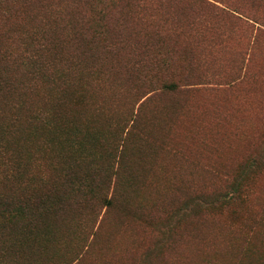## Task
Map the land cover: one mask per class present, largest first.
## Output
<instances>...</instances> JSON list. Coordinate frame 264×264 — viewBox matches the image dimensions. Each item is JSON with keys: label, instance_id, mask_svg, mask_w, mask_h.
Masks as SVG:
<instances>
[{"label": "rangeland", "instance_id": "obj_1", "mask_svg": "<svg viewBox=\"0 0 264 264\" xmlns=\"http://www.w3.org/2000/svg\"><path fill=\"white\" fill-rule=\"evenodd\" d=\"M207 1L225 8L227 14L217 18L192 4L181 9L178 0L172 8L147 3L135 17L140 20L133 15L126 18L123 43L106 51L104 41L112 40L119 27L120 16L112 8L104 7L111 19L109 36L96 42L87 32L95 29L93 0H0V68L6 52L16 56L20 43L33 39L54 45L45 61L85 60L83 70H74L73 75L82 77L80 83L74 82L80 97L74 95L69 108L63 109L65 118L79 125L91 123L100 107L107 116L135 117L149 97L139 102L138 90L158 87L159 78L178 85L173 94L158 92L139 112L142 128H148L156 143L145 170L149 178L143 189L145 208L123 215L119 204L107 208L100 203L92 185L96 170H106L100 154L83 159L91 163L83 175L92 176L87 179L89 200L84 203L70 193L67 170L58 171L56 159L51 155L46 159L41 151L31 153L25 179L7 182L16 192L31 179L30 194L35 189L49 202H55L56 195L70 198L71 206L53 218L58 231L40 250L38 264H234L238 258L240 264H264V0ZM156 33L161 56L169 58L171 69L136 71L139 54L146 46H156ZM70 64L61 68L70 70ZM149 74L158 79L153 82ZM137 76L142 79L139 84ZM36 96L30 100L42 106L43 100ZM164 106L174 110L173 118L159 114ZM106 115L96 123L105 139L104 148L97 146L101 154L112 141L114 120ZM245 167L252 168L244 174ZM240 173L245 188L242 202L229 211L204 210L181 221L165 237L161 234L158 224L191 190L210 193ZM111 178L109 197L119 181L114 173L108 181ZM73 253L78 256L74 263L69 260Z\"/></svg>", "mask_w": 264, "mask_h": 264}, {"label": "trees", "instance_id": "obj_2", "mask_svg": "<svg viewBox=\"0 0 264 264\" xmlns=\"http://www.w3.org/2000/svg\"><path fill=\"white\" fill-rule=\"evenodd\" d=\"M178 1L181 4L180 8L191 4L199 5L213 12L218 16L217 18L227 14L225 8L221 10L207 0ZM4 2L6 1H2L1 4ZM155 2L158 5L165 4L166 8L174 6V0H93L95 10L92 22L95 29H89L87 32L96 42H103L99 40V37L104 36L106 39V36H109L108 27L111 25L109 10L104 7L112 8L120 16L117 19L119 27L117 26V34L112 40L104 41L106 44L103 45V49L109 51L111 48H116L119 41L121 44L124 41L121 29L124 27L126 18L131 15L134 18L137 17L147 3ZM261 33L264 34V31ZM158 36L156 33L154 38L153 36L150 38L155 39ZM92 43L93 40L89 44ZM159 43L157 40L155 47L146 46L145 52L139 54L142 58L137 62L136 71L144 67L147 70L155 68V73L159 70L171 69L169 58L165 59V56H161L162 46ZM20 44L21 49L19 48L18 55H8L7 52L3 55L4 65L0 68V264H38L37 259L42 256L40 250L50 245L54 231H58L53 218H57L65 211V208L71 206L70 198L64 196L65 194L56 195L55 202L39 198V192L35 189L32 190L31 195V179L22 183V187L16 192L10 189L7 182L19 183L25 179L29 171L30 155L31 153L34 155V151L43 152L46 159L47 155H51V160L56 159L55 168L58 171L67 170L68 177L65 180L71 181L70 193L77 199H82V203L89 200V194L85 190L89 187L87 179L92 178V176L86 178L83 175L91 164H85L83 159L90 155L98 158L100 154L99 161L102 166H106V170L101 173L98 168L97 179L95 183L92 182L93 194L100 203L107 208H113L115 204H119L123 215L133 213L138 208H145L143 189L149 182L145 170L150 167L148 157L156 152V143L152 141L148 128H142L143 118L141 119L139 112L153 100L154 96L164 92L173 94L178 89V85L173 81L167 82L159 78L156 82L159 86L156 88L146 92H141L138 88L136 95H141L139 102L149 97L139 105L135 117L131 113H121L119 118L107 116L104 107H100L96 112V118L91 120V123L86 121L85 125H79L73 118H65L63 109H68L70 102L80 97L75 95L78 90L74 82L82 81V77L77 72L83 70L85 60L79 58L70 64V60L66 58L63 62L70 64L69 70L61 68L63 62L60 64L45 61V56L53 51V44H44L36 39H33L32 43L29 40ZM141 48L143 49V46ZM79 49L78 43L76 53ZM61 56L63 54L57 55V57ZM74 70L77 71L75 78ZM146 76L153 77V82L158 79V75L155 74ZM136 78V84L142 82L141 78L139 79L138 76ZM22 91L24 93H21ZM36 95L43 100L42 106L30 100L31 97H37ZM14 97L17 99L10 103ZM35 103L36 106H34ZM159 114L165 118H173L174 110L164 106ZM102 115L113 118L114 124L110 146L101 154L98 153L97 146L104 148L105 139L98 131L96 123ZM114 141L115 144L111 145ZM118 153L119 156L116 157ZM115 161H118L117 165ZM251 168L245 167L244 174ZM112 173L116 174V179L118 178L119 181L116 180L112 196L109 197L108 190L111 188L112 178L110 182L108 177H112ZM79 175L83 176L79 177ZM241 179L242 173L236 177H228L222 188L210 193L191 190L184 196L177 209L168 213L158 224L161 234L165 237L167 233L175 231L181 221L189 216L200 214L204 210H231L232 205L244 199L245 188ZM102 191L105 192L103 197ZM164 243L168 242L164 240ZM77 259L78 256L73 253L69 260L74 263ZM240 261L238 258L234 264H240Z\"/></svg>", "mask_w": 264, "mask_h": 264}]
</instances>
